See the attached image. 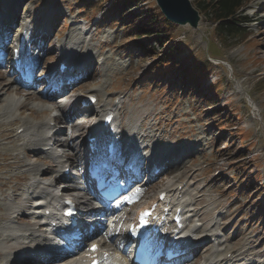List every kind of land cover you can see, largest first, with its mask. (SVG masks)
<instances>
[{"label":"rangeland","instance_id":"374dc122","mask_svg":"<svg viewBox=\"0 0 264 264\" xmlns=\"http://www.w3.org/2000/svg\"><path fill=\"white\" fill-rule=\"evenodd\" d=\"M82 1L0 0V15L16 13L12 25L15 31L11 29L16 35L21 31L17 24L28 20L34 36L40 40L36 44L44 48L39 59L43 77L50 75L52 68L57 73V62L63 53L60 43L69 46L76 34L88 33L84 35L83 53L96 55L91 70L94 75L83 73L75 87L82 86L85 93L93 91L91 94L100 101L109 103L108 108H116L123 132L140 127L141 138H146L147 145L162 152L176 149L179 154L194 146L178 170L150 183L155 185L144 200L151 199L169 181L183 182V192L200 198V214L216 212L211 217L220 219L217 229L223 242L235 249L241 245L257 247L255 251L264 256V0L250 2L239 18L247 19L248 23L237 22L242 33L230 39L220 37L215 31L210 16L202 9L204 0H190L200 14L199 28L178 26L175 29L173 41L176 45H185L176 53L183 68L166 74L162 57L157 59L162 53L166 54V48L149 36L143 37L142 44L138 43L139 37L130 30L131 24L137 25L151 9H159L155 0H145L129 10L127 7L123 12H128L125 18L108 10L114 0H88L85 4ZM191 66L203 77L197 84L199 93L183 84L184 72ZM9 72L8 65L0 66L1 76L7 82L17 80L14 87L24 95L33 93L37 98H49L23 87L17 75ZM27 115L21 117L31 123L45 119V116L33 119ZM49 115H57V112L51 111ZM20 126L17 124L10 129L16 133ZM10 129L0 130V135L9 133ZM86 132L87 129L82 131L78 141H84ZM76 145L73 152L78 150ZM6 162L0 156V166ZM5 183H8L6 191ZM23 183L3 179L0 195L4 192L10 195L13 190L20 192ZM86 200L91 198L86 196ZM3 204L0 201V205ZM129 209L133 213L134 209ZM220 214L225 217L224 221ZM123 216L120 215L125 218ZM6 222H0V226H8L4 233L9 232V227L22 229ZM205 222H209L208 217ZM98 223L103 226V236L110 235L111 220L101 218ZM124 226L120 227L126 232ZM122 240L118 236L113 243ZM209 244L203 248L208 249ZM200 253H195L196 258L189 264H200Z\"/></svg>","mask_w":264,"mask_h":264},{"label":"bare ground","instance_id":"6f19581e","mask_svg":"<svg viewBox=\"0 0 264 264\" xmlns=\"http://www.w3.org/2000/svg\"><path fill=\"white\" fill-rule=\"evenodd\" d=\"M16 17V13L13 14V12H10V14L7 16L0 18L2 24L4 23L7 26L6 31L13 29L12 25L14 24ZM19 25L21 28L20 35L25 33V36L23 37V34L21 36L19 35L17 42H20L23 37L24 44L31 45L33 39L29 38L30 32L32 31L30 29V25H28L26 22H21ZM86 34L88 33L85 31H83L82 34H76V39H71V42L73 43L69 46L63 43L59 44V46L64 50V53L61 57H59L60 60L58 62V72L62 63L67 66L69 70L73 69V73L71 71H67L64 75L60 76L57 72L58 76H56L54 75V69H51L50 75H46L45 79L49 80L50 83L53 84L52 87L54 86L56 88V93H54L49 98H37L33 93L24 95L23 91H20L19 88H15V79L9 80V82H7L0 74V130H7L17 124H21V126L16 129V133H13L14 130L10 129L9 133L4 132L0 135V138L3 139L0 141V156L7 161L4 165L0 166V181L7 179L8 182H26L22 184L23 187H21L20 192L13 190L10 195L7 192H4L0 195V201L4 203L3 205H0V210L2 211V214H0V222L7 221L9 223L11 222V224L15 223L20 226L24 224L27 226V229L24 231L20 228L9 227L8 233H4V229H7L8 226H0V264H66V261L61 259L58 260L59 263H56V258L52 256L50 257L48 254L38 256L35 254L29 259H20L19 255L22 253L24 247L26 249L25 254L28 252L31 253L34 249L42 248L43 241H45L42 240V238L36 237V234L39 232L41 227L36 229L35 226L38 224L37 220L41 221L40 218H38V212H44L45 209L48 208L37 209L34 210L33 214L29 212V215H27L25 212L27 209L26 207H29L31 202H35V197H41V195H49L51 197L49 204L54 205L53 207L56 206L54 200H57L60 195L63 197L71 196V199L75 200L77 204H92L86 199L85 202H83V197L76 193L77 190L74 188V186H66V189L61 190L62 187L58 188L59 181H57V179L45 183H43L41 180L51 178L53 174L62 169L61 166L66 163L64 159L66 158L67 151L73 152L76 144L78 147L77 149L83 151V148L86 144V138L83 142L78 141L82 137L83 130L87 129V132L92 130L94 133H108L109 131L113 130V132H115V136L119 135H117V132L119 131L120 126H118L119 122L117 123L118 114H116V111L108 109V112L114 116L113 123H111L109 126L105 124V118H103L102 114H100L105 111L106 108H108L107 105H109V103L107 101H100L98 99V104L89 110L81 107V102L84 100V97L94 95L91 94L94 93L93 91L85 93V89L82 86H77L73 87L72 90H64L67 92H64L65 94L61 97L63 100H61L60 103L54 99V97L60 93L61 89H59V86H61L64 81L73 79L70 75H83L85 72L89 75L93 74H91V70L92 66L95 65L94 61L96 60V55L94 54L87 56L83 53V48H85L84 35ZM19 48L20 44L16 46V49ZM35 49L38 54L35 55L34 52L30 55L33 60H35L36 56H39V54L43 52L44 48L41 45L39 50L38 48ZM31 50L34 49L30 47L29 51ZM26 51H28V49ZM7 53V50L4 51L5 56L2 58V60L7 57ZM79 62H82V64H79ZM76 63L79 65H76ZM73 65L76 66L73 67ZM77 70H79V72H77ZM57 80L60 81L59 85L56 83ZM44 84V87L46 88V83ZM29 104L32 106L30 107ZM55 110L59 111L60 114L50 116L49 114L51 111L53 112ZM119 110H121V108ZM26 114H28L26 117L29 116L33 119H39L40 116H45V119L41 122L31 123L28 119V121L24 118L22 119L21 116L25 117ZM81 118L82 120H80ZM53 123L54 126H52ZM141 126L143 127V125ZM18 130H23V132L19 133ZM124 132L129 133V135L132 136V139H121L120 143L126 146H138L139 144H142L144 146L143 151L153 154L155 153V155L161 156V159H156L155 162L159 166H165L163 171L164 174L178 170L180 166H182L181 164H183L182 161H184V159L193 152L192 149L194 146L192 149L191 147H188L184 153L179 154L178 150L176 149H167L162 152L156 147L147 145L145 144L146 138H141L142 130L140 127L134 128L130 131L126 130ZM50 135L56 139V145L58 146L57 149L59 150V153L62 152L63 154L62 156H59V161L53 158L50 153H43L39 148H47L50 146L52 143L51 141H54L52 138L47 139V137ZM198 139L201 140V138ZM7 144L10 145L9 148L7 147ZM54 160L55 162H53ZM68 162L75 161L72 159V161L70 160ZM47 165V169L40 168ZM29 181H36V184L34 186H28ZM153 181L155 180L151 179L147 183L137 186L138 189L134 190V192L131 194L132 200H134L132 208L151 207L153 202L157 201L163 192H167L168 198L173 195L175 198L173 202L179 203L182 210L185 211V215L188 216V219L192 220V227H188L187 232L181 233L183 234V240L181 241H185V244H190L193 246L191 251L188 252L189 254L200 252L203 253L202 255L200 253V264H264V256H262L263 254L261 255L260 251H255L257 247H249L248 245L243 247L241 245V248L235 249L229 247L226 242L222 241L223 239H220L222 238L221 233L217 229L220 219L216 220L214 219L215 217H211L216 212L211 214H209L210 212L206 214H200V198L191 194L190 192H183L182 190L183 196L180 197L179 194L181 193L179 192L178 188L183 182L169 181L159 189V194L156 193L158 194L157 197H152L151 199H145V201H143L144 196L151 193V189L155 184L149 183ZM7 185L8 183L4 184V191H6ZM25 194L28 195L27 200L24 198ZM19 200H21L22 203H19ZM38 201H43V199H37L34 204H36ZM104 208L105 210L103 211V216H101V218L104 220H111L112 224H110V227L112 230L110 235L106 237L103 236V229L98 230V234H101V236L95 239H102L101 250H104L103 248L106 249L104 252H102L103 254L108 253L112 255L111 257H113V259H118L120 257L121 259H126L127 257L124 256L125 253L121 252L120 250V246L123 242H113L118 236L122 237L123 240L125 239L124 230L121 229L120 226H124L125 222L130 221L128 216H131L132 213L125 208H122L121 211L118 212L110 210L106 205ZM17 212L22 213L15 217L13 214ZM121 213L125 214V218L120 217ZM33 215L35 216L33 217ZM207 217L209 222H205V218ZM219 217L221 220H225V217L222 214H220ZM196 219H198V221H196ZM55 221L58 222V220ZM96 221H99V218ZM196 222H201V228L198 227ZM43 225L46 227L45 223H43ZM107 230L109 231V229ZM174 230H176V228ZM174 232L175 231H173L172 234ZM177 237H180V234H178ZM207 243H210L209 248H203V246ZM117 252H119V255L115 257ZM261 260H263V262H261ZM108 264L113 263L109 262Z\"/></svg>","mask_w":264,"mask_h":264},{"label":"trees","instance_id":"16d2710c","mask_svg":"<svg viewBox=\"0 0 264 264\" xmlns=\"http://www.w3.org/2000/svg\"><path fill=\"white\" fill-rule=\"evenodd\" d=\"M88 0H83L85 2ZM145 0H114V3L111 4V7L108 10H112L113 14L119 15V17H126L127 13H123L124 10L132 9L133 7H137L139 4L144 2ZM252 0H204L201 4L203 5L202 9L204 12L210 16V21L213 25H215L217 33L220 37L224 39L237 38L242 33L239 28L240 23L248 22L247 19H239L245 12L246 7L250 4ZM135 4V5H134ZM134 5V6H133ZM245 20V21H241ZM140 22L136 24H131L132 29L137 34L138 43H143V37H151L154 38L159 45H163L167 52L166 54L162 53L159 57L163 63L162 66L165 68L163 72L170 73V71L179 69L182 70L183 65L177 61L176 53L180 50V48L185 45H176L173 41V33H175V29L177 28L174 24L170 23L166 18L162 15V13L158 10H150L144 18L139 20ZM169 39L166 40V37ZM213 45V44H212ZM194 67L191 66L186 72H184L183 80L184 86H191V90L199 91L200 85L203 80L196 71H194ZM189 88V87H187Z\"/></svg>","mask_w":264,"mask_h":264},{"label":"water","instance_id":"95a60500","mask_svg":"<svg viewBox=\"0 0 264 264\" xmlns=\"http://www.w3.org/2000/svg\"><path fill=\"white\" fill-rule=\"evenodd\" d=\"M157 2L170 22L182 26L189 25L193 29L198 28L201 18L190 0H157Z\"/></svg>","mask_w":264,"mask_h":264},{"label":"snow or ice","instance_id":"6c2138e0","mask_svg":"<svg viewBox=\"0 0 264 264\" xmlns=\"http://www.w3.org/2000/svg\"><path fill=\"white\" fill-rule=\"evenodd\" d=\"M85 249H87V244L85 245ZM90 251L97 252L99 251L98 246L95 243H92ZM107 256V254H105ZM94 264H99V261H94Z\"/></svg>","mask_w":264,"mask_h":264}]
</instances>
